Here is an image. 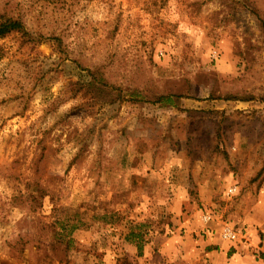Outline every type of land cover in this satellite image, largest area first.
Listing matches in <instances>:
<instances>
[{"label":"rangeland","instance_id":"obj_1","mask_svg":"<svg viewBox=\"0 0 264 264\" xmlns=\"http://www.w3.org/2000/svg\"><path fill=\"white\" fill-rule=\"evenodd\" d=\"M9 19L0 264H238L237 246L255 249L264 0H0Z\"/></svg>","mask_w":264,"mask_h":264},{"label":"trees","instance_id":"obj_2","mask_svg":"<svg viewBox=\"0 0 264 264\" xmlns=\"http://www.w3.org/2000/svg\"><path fill=\"white\" fill-rule=\"evenodd\" d=\"M20 22L18 21H13V20H6V21H1L0 22V37H4L6 36L7 34L13 32L14 30L16 29H19L21 26H20ZM58 38H56L57 40ZM86 85V84H85ZM88 89L90 91H93V93L98 96V94L102 91L100 88H97L96 87V84H95V81H91L88 83L87 85ZM79 225L78 224H71L69 227H66L65 226V230L68 231L69 233L67 234H57L58 235V242H60L61 244H64V247H63V255L65 257H67L68 255V252L72 246V243H73V239L71 238V234L73 233V231L79 229ZM65 231V232H66ZM261 259L264 260V253L261 254ZM102 264V263H100Z\"/></svg>","mask_w":264,"mask_h":264},{"label":"crops","instance_id":"obj_3","mask_svg":"<svg viewBox=\"0 0 264 264\" xmlns=\"http://www.w3.org/2000/svg\"><path fill=\"white\" fill-rule=\"evenodd\" d=\"M255 247L254 250H252L248 246H237L238 253L235 255V258L233 261H237L238 264H264L263 259H256V256L254 255V252L260 251V256L262 253H264V238L263 240H260L257 242L255 238V242H253L250 246ZM255 256V257H254ZM254 258V259H253Z\"/></svg>","mask_w":264,"mask_h":264},{"label":"built area","instance_id":"obj_4","mask_svg":"<svg viewBox=\"0 0 264 264\" xmlns=\"http://www.w3.org/2000/svg\"><path fill=\"white\" fill-rule=\"evenodd\" d=\"M237 193V187L233 186L229 189V194L234 195ZM204 221L208 224L212 221V215L208 214L204 217ZM240 237L239 231L231 225H225L222 233H221V238L222 240L226 242H235L238 240Z\"/></svg>","mask_w":264,"mask_h":264}]
</instances>
